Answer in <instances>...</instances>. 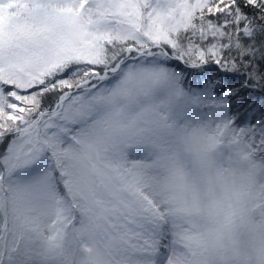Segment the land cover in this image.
I'll list each match as a JSON object with an SVG mask.
<instances>
[{
  "label": "snow or ice",
  "instance_id": "snow-or-ice-1",
  "mask_svg": "<svg viewBox=\"0 0 264 264\" xmlns=\"http://www.w3.org/2000/svg\"><path fill=\"white\" fill-rule=\"evenodd\" d=\"M70 235L105 264L264 255V0H0V264Z\"/></svg>",
  "mask_w": 264,
  "mask_h": 264
},
{
  "label": "rangeland",
  "instance_id": "rangeland-1",
  "mask_svg": "<svg viewBox=\"0 0 264 264\" xmlns=\"http://www.w3.org/2000/svg\"><path fill=\"white\" fill-rule=\"evenodd\" d=\"M188 83H191V85L196 84L197 80L189 75L186 78V85ZM134 184V177H129L127 186L130 187L132 191H135ZM77 239H80V251L75 252L73 247L75 246L74 242H76ZM64 245L65 247H63ZM63 249L66 253L67 264H105V257L101 250L91 244L87 239H83L79 236L74 237L70 235L67 237L63 242L61 250ZM59 264H62L60 255Z\"/></svg>",
  "mask_w": 264,
  "mask_h": 264
},
{
  "label": "clouds",
  "instance_id": "clouds-1",
  "mask_svg": "<svg viewBox=\"0 0 264 264\" xmlns=\"http://www.w3.org/2000/svg\"><path fill=\"white\" fill-rule=\"evenodd\" d=\"M250 239L255 240L256 244L253 245L252 243H249L246 246L248 249V254H242L237 259L239 260L240 264H264V255H260L257 251L259 247V237H251Z\"/></svg>",
  "mask_w": 264,
  "mask_h": 264
},
{
  "label": "trees",
  "instance_id": "trees-1",
  "mask_svg": "<svg viewBox=\"0 0 264 264\" xmlns=\"http://www.w3.org/2000/svg\"><path fill=\"white\" fill-rule=\"evenodd\" d=\"M192 85L196 86V84H192ZM74 244H75V246L73 247V249L75 250V252L80 251V239H77V241L74 242ZM63 247H65V245ZM60 255H61V258H62V264H67V262H66V253H65L64 249L60 250Z\"/></svg>",
  "mask_w": 264,
  "mask_h": 264
}]
</instances>
